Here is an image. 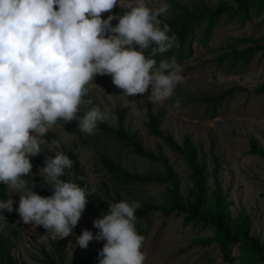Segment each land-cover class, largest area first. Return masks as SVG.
Returning a JSON list of instances; mask_svg holds the SVG:
<instances>
[{
  "label": "clouds",
  "instance_id": "1",
  "mask_svg": "<svg viewBox=\"0 0 264 264\" xmlns=\"http://www.w3.org/2000/svg\"><path fill=\"white\" fill-rule=\"evenodd\" d=\"M117 4L118 0H0V184L6 199V186L20 194L18 220L43 226L53 239L74 235L91 193L61 179L73 166L63 152L46 159L40 169L53 190L50 197H41L33 191L35 186L21 179L30 176V158L41 153L49 128L58 120H78L79 131L93 134L98 122L105 121L101 108L85 100L86 85L97 75L111 76L128 97L151 89L148 100L153 104L173 97L184 79L174 57L155 59L176 44L175 35L169 36L170 26L161 27L159 19L170 8L166 0L158 8L135 0L123 15L102 19ZM113 19H118L114 27ZM180 104L177 98L175 107ZM82 105L92 107L78 116ZM52 143L59 148L58 141ZM14 203L11 198L0 200V213H11ZM140 206L138 201L111 203L108 214L93 221L99 232L94 236L83 230L77 245L86 249L93 240L104 241L100 264H145L144 237L136 229ZM15 220L0 217V233L15 245L6 250L8 260L23 264L14 256L21 233ZM27 247L32 248L29 243Z\"/></svg>",
  "mask_w": 264,
  "mask_h": 264
},
{
  "label": "rangeland",
  "instance_id": "2",
  "mask_svg": "<svg viewBox=\"0 0 264 264\" xmlns=\"http://www.w3.org/2000/svg\"><path fill=\"white\" fill-rule=\"evenodd\" d=\"M222 0H166L170 5L168 12L161 17L169 18L177 7L192 9L196 3L215 6ZM229 1V0H224ZM150 8H158L161 0H144ZM135 0H118L111 12L102 14V19L109 15L128 10V4ZM112 25L118 24L113 19ZM203 30H199L192 41V56L181 66L182 82L175 88L173 97L153 104L148 100L151 89L144 94L128 97L122 89L114 88L111 78L97 75L86 85L87 96L106 116L108 125L115 127L117 113L124 111V126L127 131L137 134L143 146L154 152L164 154L174 167L179 177V188L186 195L191 188L189 171L185 163L162 142L147 133L143 109L149 106L154 113H161L160 128L173 135L181 143L186 135L200 147L201 156L209 172V193L214 190V178L211 175L214 163L212 155L217 157V176L225 198V205L235 222L248 223L250 235L260 242L264 241V159L249 153V140L255 139L264 147V94L258 87L264 84V52H257L245 65L243 60L231 66L229 62L220 61L225 51L264 46V15L251 19L244 25L236 21H224L212 32L207 43H203ZM236 43V44H234ZM223 97L216 112L212 113L208 103L202 99ZM181 100L180 107L175 101ZM83 111L78 113L82 116ZM60 142L73 147L78 157L90 188L103 195L102 182L106 172L100 167L94 151L98 149L114 160L120 161L123 168L130 172L147 173L159 167L136 157L128 148L121 147L114 141L100 136L95 131L86 134L78 129V120L61 121L49 128ZM53 140L41 145V153L30 158L33 175L47 180L41 168L48 158L45 151L56 155L60 151L53 145ZM71 175V174H69ZM33 191L41 197L40 187L29 182ZM51 191L52 188L50 189ZM7 199L15 201L13 207H19L20 194L6 186ZM165 188L152 183L147 185L128 186L120 190L121 196L128 202H149L153 205L163 201ZM11 196V197H10ZM103 214L91 206L81 216L78 225L73 229L74 235L62 239H53L51 232L43 226L34 227L16 219L21 233L17 238L14 256H19L26 264H40L32 257H40L38 244H44L48 250L49 239L63 246L66 263L74 255L77 259H88L91 264H100L99 251L104 241L93 240L86 249L77 245L76 238L83 230H89L95 236L99 229L93 221L102 218ZM141 251L146 255L145 264H241L239 248H230L233 262L223 258L218 245L211 241L213 232L200 227L184 226L183 215L171 213L163 215L160 211L152 212L147 218ZM31 244L28 250L27 244Z\"/></svg>",
  "mask_w": 264,
  "mask_h": 264
},
{
  "label": "trees",
  "instance_id": "3",
  "mask_svg": "<svg viewBox=\"0 0 264 264\" xmlns=\"http://www.w3.org/2000/svg\"><path fill=\"white\" fill-rule=\"evenodd\" d=\"M177 13H173L169 18L159 17L161 27L163 24H168L171 28L169 36L175 35L176 44L172 49L162 55L155 57L157 61L164 58H175L179 65H182L185 60L192 56V41L199 30H203V43H207L212 35V32L224 21H236L240 25H244L253 18L264 15V0H229L220 1L215 6H209L204 3H196L192 9L177 7ZM125 11H123L124 13ZM118 14V17L123 15ZM113 27L116 25H112ZM236 44V43H234ZM264 52L263 47H248L237 50L232 49L225 51L220 57V61H227L231 66H235L237 62L243 60L245 65L259 51ZM147 55V52L145 53ZM108 78L111 76L106 75ZM112 80V78H111ZM114 88L116 87L111 81ZM258 92L264 94V84L258 87ZM223 97L212 99L210 97L203 98L207 102L212 111L220 106V101ZM92 104L96 106L95 102ZM92 105H82L83 112L89 110ZM143 117L145 118V126L147 133L162 142L176 154L186 165L189 171V180L191 188L186 195H183L179 188V177L175 172L174 167L170 164L168 158L160 153L154 152L143 146L137 134L126 130L124 126V111L117 113L118 119L115 127L104 122H98L97 128L94 130L100 136L114 141L121 147L128 148L136 157L157 165L158 169H153L147 173L130 172L123 168L120 161L114 160L106 153H101L98 149L94 151L97 156V161L100 167L106 172V180L108 183L102 182L103 195L101 196L94 192L87 180L78 157L73 151L71 145L60 142L59 137L48 130L42 139L46 141L60 142V151L68 155L73 162L71 169H65V175L61 177L64 181H73L81 187H86L91 195L87 196L89 202L86 204L85 210L89 207H95L99 213L106 215L109 212L111 203L126 201L120 194V190L128 186L158 184L165 188L163 201L153 205L149 202H142L140 208L136 210V229L139 235L145 237L146 228L149 226L147 218L154 211H160L163 215L171 213L183 215L184 226L200 227L209 229L213 232L211 241L215 242L220 248L223 258L228 262H233L234 258L230 256V248L237 246L239 248V260L241 264H264V241L260 242L257 238L250 235L248 223L235 222L231 217L225 205V198L217 176V157L213 154L212 161L214 167L211 175L214 180V190L209 193L208 178L209 172L206 169V164L201 156V150L196 145L189 135L183 138L181 143H178L172 134L163 131L160 128L161 113H154L147 105L143 109ZM62 120H58L53 126L60 124ZM249 153L264 159V147L259 145L255 139L249 140ZM47 159L54 158L53 152L45 151ZM45 165H43L44 167ZM71 174V175H69ZM83 177V180L78 177ZM21 179L37 184L41 189L40 193L50 197L53 194L51 187L45 183L46 180L38 175H33L31 170L30 176H23ZM0 200H7L3 191V185L0 184ZM11 213L6 210L0 213V217H9L18 219L21 217L18 214V207H13ZM50 247L40 245L41 256L36 259L40 264H67L64 256L63 246L56 244L52 239H49ZM15 245L0 233V264H18L7 258V249ZM25 264V263H23ZM68 264H91L88 259H77L74 255L71 262Z\"/></svg>",
  "mask_w": 264,
  "mask_h": 264
}]
</instances>
